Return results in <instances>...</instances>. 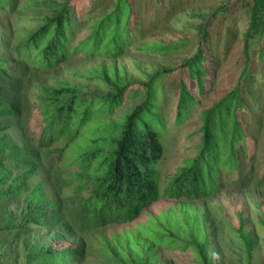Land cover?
Returning a JSON list of instances; mask_svg holds the SVG:
<instances>
[{
	"label": "rangeland",
	"instance_id": "obj_1",
	"mask_svg": "<svg viewBox=\"0 0 264 264\" xmlns=\"http://www.w3.org/2000/svg\"><path fill=\"white\" fill-rule=\"evenodd\" d=\"M8 2L0 4V56L7 62L0 67V100L8 102L14 114L0 115V124L5 126L2 135L7 144L25 157L7 158L0 165V172L8 169L14 176L32 167L37 170L27 179L24 191L0 197V264H26L29 247L36 242L57 250L78 247V255L64 260V264H117L116 257L122 260L136 253L132 245L140 247L142 242L151 240L147 230H153L150 226L156 224L155 217L171 218L181 241L196 238L201 248L209 242V264H264V30L251 33V0H132L136 25L129 39L124 37L116 43L109 32L98 47L101 54L71 55L52 67L30 61L24 50L19 52V44L66 0ZM115 2L85 1L79 15L72 14L78 22L71 26L67 48L75 47L91 31L93 20L111 10ZM122 44L123 51L114 56ZM170 44L176 46L158 50L159 46ZM203 52L210 55L212 71L202 94L192 87L197 98L180 118L176 107L182 74L166 70ZM199 61L194 63L192 72L202 70ZM157 72L161 73L156 81L160 88L154 106L164 126V154L156 165L160 197L130 221L88 226L83 199L89 196L90 188H79L77 179L63 166L76 145L64 136L47 147L38 146L42 128L38 105L43 88L69 84L83 94L101 99L115 93L117 83L150 82L160 74ZM234 88L239 89L245 104L240 117L247 133V140L239 137L235 145L238 165L233 169L220 167L217 187L206 196L194 200L167 197L163 192L169 178L184 165L185 159L198 153L196 146L201 143L205 111ZM139 95L131 92L123 106L109 117L117 119L136 107ZM63 147L65 154L57 159V150ZM40 181L45 196L55 207L49 210L42 225L26 224L23 210L27 195ZM11 219L13 222L9 223ZM165 224L162 221L159 227L163 233ZM242 230L249 232L251 243L245 242ZM57 233L63 239L57 238ZM135 236L142 242H123ZM171 240L165 234L156 238L163 244ZM191 246L196 256L188 247L155 243L152 251L156 257L147 264H207L196 261L195 258L201 259L202 250ZM115 248L119 255L116 257L112 254Z\"/></svg>",
	"mask_w": 264,
	"mask_h": 264
},
{
	"label": "trees",
	"instance_id": "obj_2",
	"mask_svg": "<svg viewBox=\"0 0 264 264\" xmlns=\"http://www.w3.org/2000/svg\"><path fill=\"white\" fill-rule=\"evenodd\" d=\"M85 1L90 0H66L59 5L52 17L47 18L44 24L20 42L19 52L24 50L27 58L38 66L52 67L64 62L71 55L101 54L98 47L108 38L109 32L111 33L109 37L116 43L124 37L129 39L136 25L133 3L132 0H116L111 10L93 20L91 31L75 47L68 49L66 40L73 32L71 26L78 22L72 19V14L79 15ZM8 3V0H0V4ZM250 10L251 33H261L264 30V0H251ZM122 45L114 56L123 51L125 45ZM174 46L176 45H161L158 50L172 49ZM200 59L202 70L192 72L194 63ZM209 60V53L203 52L191 60L182 62L175 69L166 70L182 74L181 91L176 107L180 118L185 109L195 101L194 98H197V94L192 92V87H197L198 94L203 93L207 75L212 71V63ZM6 63L0 56V67ZM160 76L161 73L150 82L117 83L116 92L101 99L99 96L83 94L76 86L69 84L43 88L44 95L40 96L41 104L38 105L42 127L38 146L47 147L64 136H69V142L76 145L66 157L63 166L77 179L79 188H90L89 196L83 199L86 208L85 223L88 226L130 221L160 197L156 165L164 154L161 140L164 126L161 114L154 106V102L157 104L158 100L157 89L160 88L156 81ZM188 82H191V87ZM133 91L135 95L140 94V103L133 109L125 111L117 119L109 117V114L123 106ZM244 108L239 89L234 88L205 111L201 143L196 146L198 153L185 159L184 165L169 178L164 195L192 200L206 196L211 192V188L217 187L220 167L233 169L238 165L235 151L237 139L242 137L247 140V133L240 117V110ZM8 114H14L11 105L0 100V115ZM4 128V124H0V165L9 157L18 159L25 157L15 152L13 145L7 144L6 136L2 135ZM65 148H58L57 159L63 158ZM36 170V167H32L21 173L17 172L14 176L10 170H2L0 187L5 183L8 185L5 189L0 188V197L24 191L27 179ZM42 186L43 182H38L27 195V204L23 210V221L26 224L42 225L49 210L55 207V204L45 196V189ZM154 219L156 224L150 226L153 230H147L150 232L151 240L142 242L137 236L128 238L127 241L123 240L131 241V244L142 242L140 247L132 245L136 253L119 260L116 257L119 256L117 248L113 250L112 254L116 257L117 264L154 262L156 254L152 248L155 243L163 246L180 245L183 248L188 247L191 252L192 244L196 248H201L193 232L191 236L195 238L194 240L181 241L175 234L178 233L177 225L170 222L171 218ZM162 221L166 222L165 233L159 230ZM12 222L11 219L9 223ZM241 232L245 242L251 243L249 232L243 230ZM160 234L171 236V242L167 244L157 242L156 238ZM57 238L63 239L59 233ZM207 245L201 248V259L194 257L197 262L209 264L207 259L210 254L206 252ZM29 248L26 264H64V260L75 258L79 252L78 247L69 246L57 250L53 246L47 247L39 242L30 245ZM206 254L209 257H206Z\"/></svg>",
	"mask_w": 264,
	"mask_h": 264
}]
</instances>
